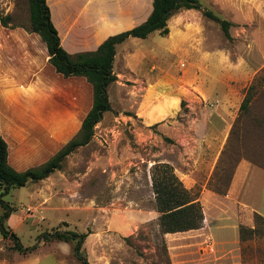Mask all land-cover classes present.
Masks as SVG:
<instances>
[{"label": "rangeland", "instance_id": "1", "mask_svg": "<svg viewBox=\"0 0 264 264\" xmlns=\"http://www.w3.org/2000/svg\"><path fill=\"white\" fill-rule=\"evenodd\" d=\"M198 1L190 14L169 17L167 34L120 45L110 110L87 143L60 169L1 196L11 209L3 225L35 247L19 252L0 234V264H80L73 240L37 238L55 228L88 232L87 264H264V222L254 218L264 219V0ZM202 9L229 21V38ZM0 14L10 15L0 24V135L8 163L22 170L76 132L75 113L66 110L76 82L53 72L39 93L28 70L21 76L19 59L29 58L2 44L39 37L29 31L27 0H0ZM155 162L196 193L197 230L160 232L149 176Z\"/></svg>", "mask_w": 264, "mask_h": 264}, {"label": "trees", "instance_id": "2", "mask_svg": "<svg viewBox=\"0 0 264 264\" xmlns=\"http://www.w3.org/2000/svg\"><path fill=\"white\" fill-rule=\"evenodd\" d=\"M151 8L148 16L141 23L124 31L107 36L94 50L79 51L72 54L67 53L59 44L58 35L52 25L48 7L45 0H27L29 31L38 34L46 46L48 63L54 72L63 77L82 76L91 86V104L80 121L75 134L62 144L45 161L27 167L23 170H15L6 161V142L0 136V234L13 242V248L25 253L31 251L35 245L23 247L18 237L4 225L3 221L8 217L10 207L1 196L6 194L10 188L22 187L25 183L37 181L48 176L54 170L61 168L64 158L87 143L92 134V128L102 116V113L110 110L107 97V86L115 81L112 72V61L115 45L124 41L127 37L145 38L152 32L165 35L168 32L167 20L180 9H199L198 0H151ZM202 14L215 21L223 35L229 38V21L221 19L210 10L202 9ZM10 19L9 14H0V24L7 26ZM248 85L242 98L239 109H245L248 92L252 88ZM167 139V138H165ZM150 186L153 193V207L158 213L157 224L161 233L182 232L199 228L202 221V211L195 192L186 189L178 177L174 174L172 167L164 162H155L149 168ZM256 221L264 222V219L254 213ZM253 229H250L252 231ZM88 232H77L73 230L43 231L37 236L42 241L52 239L67 241L73 240V255L80 264H87L82 254L81 245Z\"/></svg>", "mask_w": 264, "mask_h": 264}, {"label": "crops", "instance_id": "3", "mask_svg": "<svg viewBox=\"0 0 264 264\" xmlns=\"http://www.w3.org/2000/svg\"><path fill=\"white\" fill-rule=\"evenodd\" d=\"M150 1L45 0V4L48 7L50 21L58 35L60 46L67 53L72 54L79 51L94 50L107 36L129 29L144 21L150 12ZM188 14H190V9H184L183 16ZM138 39L143 38L129 36L124 41L115 45L112 70L120 45L136 42ZM2 44L7 46L6 51L10 54L26 59L29 58L27 60L28 63L23 58L22 60L19 59L20 68L23 71L21 76L27 75L26 70H28V73L30 72L33 75L31 81L37 86L39 93L44 94V89L54 79L52 74L54 70L47 61L48 53L44 42L37 36L19 35L5 38ZM54 73L61 76L56 72ZM63 78L70 79L68 80L70 85L76 82V85L72 84L66 110L68 117L75 113L78 130L80 121L91 104V86L82 76ZM81 93L84 97L82 104L79 99ZM153 113L155 114V112ZM145 122L147 123L148 121ZM6 161L8 163V155H6ZM202 197L207 198L208 194L202 192L200 199Z\"/></svg>", "mask_w": 264, "mask_h": 264}]
</instances>
